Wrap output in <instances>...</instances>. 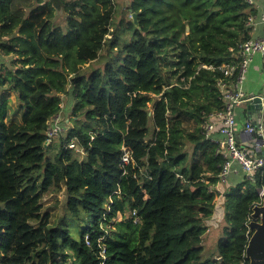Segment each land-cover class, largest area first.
I'll return each mask as SVG.
<instances>
[{
  "label": "trees",
  "instance_id": "1",
  "mask_svg": "<svg viewBox=\"0 0 264 264\" xmlns=\"http://www.w3.org/2000/svg\"><path fill=\"white\" fill-rule=\"evenodd\" d=\"M158 1L0 0V264L250 263L264 168L226 190V229L207 249L224 157L202 122L223 108L218 66L251 36L257 9L185 0L188 21L161 43ZM70 94L52 159L50 122ZM124 144L134 165L122 164ZM63 189L60 215L43 199Z\"/></svg>",
  "mask_w": 264,
  "mask_h": 264
},
{
  "label": "built area",
  "instance_id": "2",
  "mask_svg": "<svg viewBox=\"0 0 264 264\" xmlns=\"http://www.w3.org/2000/svg\"><path fill=\"white\" fill-rule=\"evenodd\" d=\"M251 7L257 9V13H250L247 19V25L251 26V36L241 41L233 49L232 58L229 61L221 63L218 68L223 72V76L217 80L219 97L223 100V108L209 112L204 122H202V132L206 138L217 143V151L221 152L224 157L222 168L218 174V181L215 187L218 194H223L220 186L238 181L245 175L248 179H255L256 173L264 168V157L256 155L255 150L242 145L237 137L236 126L238 124L236 109L237 107L247 104L253 99L254 95L247 94L243 89V84L248 72L250 62L254 55L261 53L264 61V4L259 0H246ZM257 24L262 25V32L252 36V31L256 29ZM204 67L215 68L212 64H204ZM260 95L263 96L261 93ZM264 97V96H263ZM253 118L259 123L257 127L253 126L248 120L245 122V130L253 131L255 128L258 133L264 135L263 110L253 115ZM52 130L48 131L49 139ZM122 164H135L133 152L128 145L122 146ZM147 168L144 167L146 171ZM126 171H124L125 173ZM180 174V173H178ZM235 176L234 179H230ZM241 176V177H240ZM243 178V177H242ZM264 193V187L259 191L260 201ZM134 221L139 222V216L133 211ZM105 249L102 250V256ZM103 262L102 264H104Z\"/></svg>",
  "mask_w": 264,
  "mask_h": 264
},
{
  "label": "rangeland",
  "instance_id": "3",
  "mask_svg": "<svg viewBox=\"0 0 264 264\" xmlns=\"http://www.w3.org/2000/svg\"><path fill=\"white\" fill-rule=\"evenodd\" d=\"M185 0H163V2L158 1L154 8V19L158 28V36L161 37L160 42L165 43L169 38H172L176 32L178 31L179 19L181 16L185 14V21L187 22L191 13L192 8L190 5H186ZM119 4L123 8H127L130 4V0H118ZM185 4V5H184ZM182 7L186 9V12L182 11ZM173 8H176L174 10ZM132 17V16H131ZM57 18L60 22H64V15L62 13H58ZM163 48V47H162ZM161 48V49H162ZM263 57L261 53H257L254 55V60L250 62L248 67V72L246 74V78L243 84V89L246 91H250L251 89L258 88L259 90L264 85V71H263ZM264 87V86H263ZM250 89V90H249ZM263 91V88H262ZM261 91V93H262ZM12 99L15 100V97L12 96ZM74 99L72 95H64L62 112L58 113L53 120L50 122V131L52 130V135L50 136L49 142H52L51 147L48 149V155L50 158H54L56 152V145L60 140L61 136L66 135V131L68 128V123L71 117V110L73 108ZM153 101L149 103V106L152 107ZM225 185H221L220 188L223 190V194H217L215 197L216 200V208L215 212L211 218L207 219V224L209 225L208 231L204 234V243L207 249H212L219 238L220 231H224L226 229V213L228 211L229 202L232 199V195H225L226 190H224ZM217 190V189H216ZM221 193V192H218ZM227 196V203L224 208ZM43 201L46 205L48 204H56L57 211L61 215L65 212V204H66V192L63 189L59 193H47L44 196ZM122 215L119 214L117 218H121Z\"/></svg>",
  "mask_w": 264,
  "mask_h": 264
},
{
  "label": "water",
  "instance_id": "4",
  "mask_svg": "<svg viewBox=\"0 0 264 264\" xmlns=\"http://www.w3.org/2000/svg\"><path fill=\"white\" fill-rule=\"evenodd\" d=\"M132 17L135 23H138L136 12L132 13ZM246 105L248 113L251 116L248 121L257 127L259 123L253 118V113L263 110L264 97L260 94H255L253 99ZM239 138L242 145L254 149L257 156L264 157V135L258 133L256 128L250 132L242 130ZM252 217L250 228L253 230V233L246 248V255L250 260L249 264H264V193L261 202L254 205Z\"/></svg>",
  "mask_w": 264,
  "mask_h": 264
},
{
  "label": "crops",
  "instance_id": "5",
  "mask_svg": "<svg viewBox=\"0 0 264 264\" xmlns=\"http://www.w3.org/2000/svg\"><path fill=\"white\" fill-rule=\"evenodd\" d=\"M259 1L261 2L262 5L264 4V0H259ZM261 32H262V25L261 24H257L256 29L254 31H252V36L255 35V34H257V33H261ZM253 60H254V58H253ZM263 64H264V61H263ZM263 71H264V66H263ZM263 86H262V88H263ZM262 88L260 90L258 88L251 89V90L249 89L250 91L246 90V93L247 94H261ZM236 114H237V121H238V124L236 126V129H237L236 132H237V137L240 140V138H239L240 137V132L242 130H245V128H246V126H245L246 123L245 122L247 120H249V117H251V116L248 113V109H247V105L246 104L237 107ZM254 114H256V113H253V115ZM250 149H252V148H250ZM234 178H235V176H231L230 179H234ZM235 182L236 181L234 180L232 183L227 184L224 187V190H228L230 186H232L233 184H235Z\"/></svg>",
  "mask_w": 264,
  "mask_h": 264
},
{
  "label": "clouds",
  "instance_id": "6",
  "mask_svg": "<svg viewBox=\"0 0 264 264\" xmlns=\"http://www.w3.org/2000/svg\"><path fill=\"white\" fill-rule=\"evenodd\" d=\"M234 185V184H233ZM258 203V202H257Z\"/></svg>",
  "mask_w": 264,
  "mask_h": 264
}]
</instances>
